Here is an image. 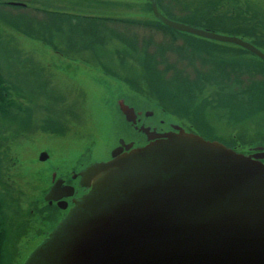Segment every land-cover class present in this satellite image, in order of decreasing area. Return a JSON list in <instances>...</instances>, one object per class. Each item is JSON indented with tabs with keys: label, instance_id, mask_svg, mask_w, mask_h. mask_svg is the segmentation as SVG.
<instances>
[{
	"label": "rangeland",
	"instance_id": "1",
	"mask_svg": "<svg viewBox=\"0 0 264 264\" xmlns=\"http://www.w3.org/2000/svg\"><path fill=\"white\" fill-rule=\"evenodd\" d=\"M8 1L0 0V90L5 93L6 115L12 110L9 116L0 111V264H18L37 243L34 234L39 231L30 225L28 213L40 197L33 186L44 178L29 168L44 164L38 158L43 147L64 146L61 151L71 160L92 159L106 154L115 135L130 131L114 104L116 93L143 92L185 127L194 123L207 138L234 144L238 150L251 143L264 146V64L253 55L244 53L257 60L252 77L229 66L232 73L226 81L213 69L220 66L214 60L222 56L215 52L222 53L225 46L239 48L221 43L217 45L222 49L214 48L207 39L174 34L173 49L160 54L158 45L173 37L157 26L143 27L154 21L147 0H23L24 8L1 5ZM159 2L171 19L258 40L256 45L264 51V37H245L241 31L246 24L230 22L234 13L244 18L254 14L264 21V0ZM182 45L193 54L170 53L183 51ZM167 55V61L177 65L170 72ZM182 65L211 74L199 79L194 73L191 80L174 75ZM158 120L156 113L147 121ZM19 125L30 129L5 132ZM61 130L64 139L53 132Z\"/></svg>",
	"mask_w": 264,
	"mask_h": 264
},
{
	"label": "water",
	"instance_id": "2",
	"mask_svg": "<svg viewBox=\"0 0 264 264\" xmlns=\"http://www.w3.org/2000/svg\"><path fill=\"white\" fill-rule=\"evenodd\" d=\"M150 2L170 28L264 61L251 42L172 20ZM116 108L130 131L115 135L110 159L75 174L85 192L22 264H264V146L238 152L137 95L118 98ZM59 183L47 199L61 196Z\"/></svg>",
	"mask_w": 264,
	"mask_h": 264
},
{
	"label": "flooded vegetation",
	"instance_id": "3",
	"mask_svg": "<svg viewBox=\"0 0 264 264\" xmlns=\"http://www.w3.org/2000/svg\"><path fill=\"white\" fill-rule=\"evenodd\" d=\"M4 94L2 96V99L0 100V111L4 114V116H9L11 115L10 112H12V110L6 115L4 103H3L4 97H5ZM6 112H7V109H6ZM66 125H67V122H66ZM13 129L15 130L12 131L10 128H8L5 132L7 133L20 132L21 130L26 131V130H29L30 128H24L19 125L17 128H13ZM35 129H39V128H35ZM53 132L60 133L61 135L60 138H63V139L65 138L66 133L62 134V130L60 132L59 131H53ZM21 141L22 139H20V141L18 142L16 141V143L20 145ZM63 147L64 146L55 147L54 149L49 148V147H43V150L47 151L49 154L48 159L46 161H42L44 162L43 165L35 164L34 168L32 167L29 168L31 170V173L39 174L40 176L44 178V180L41 179L43 181L41 182L42 184L37 185V187L33 186L34 190L38 189L40 191V197H38L39 199L37 198L39 200L38 205L35 208L31 209L30 213H28L29 218L31 219L30 225H33L32 227L38 229L39 231L38 234H34V235H36L38 238L40 237V239L43 236H45L47 231H49L54 226V224L69 210L70 206L72 205V199L75 196H80L81 194L85 192L84 187L80 185L79 177L75 176V174L77 175V171L74 170L77 168V164L80 163L81 158H78L76 160L74 159L71 160L68 157V154L61 151ZM60 155L63 157H61ZM108 158H109L108 156L105 157V159H108ZM59 179H60V183H59L60 189H58V193L61 194V196L59 198H55L51 200L47 199L46 201L44 199V195L46 191L55 182H59ZM70 185L73 187L72 194H69V192L67 191ZM38 186H40V188H38ZM36 204H37V201H36ZM3 212H4V208L2 205V200H1V195H0V213H2L4 216ZM4 223H6L5 218L3 220V224ZM10 235H11V232L9 233V237Z\"/></svg>",
	"mask_w": 264,
	"mask_h": 264
},
{
	"label": "trees",
	"instance_id": "4",
	"mask_svg": "<svg viewBox=\"0 0 264 264\" xmlns=\"http://www.w3.org/2000/svg\"><path fill=\"white\" fill-rule=\"evenodd\" d=\"M24 2V1H23ZM1 5H3V6H9L8 4H5V3H1ZM15 7H20V6H14V8ZM158 23V22H157ZM161 22H159L157 25L159 26V28L160 29H162L163 31H170L169 32V34H171L172 35V41H169V40H165V41H163L162 43H160L159 45H158V47H159V50H158V52H160V54H165L166 52H167V50H170V49H173L172 47H173V43L175 42L174 40H175V38H174V36L175 35H177V34H179V35H182L181 33H179L178 31H175V30H172V29H170V28H168L167 26H164L162 23L160 24ZM11 24H13V23H11ZM145 26H149L150 28H152L153 27V25L152 24H148V25H145ZM168 33V32H167ZM175 34V35H174ZM188 38H190V37H187V40H188ZM185 40L184 41H187L186 40V37L184 38ZM161 46H163V47H165V49L163 48V47H161ZM183 46V49H181V50H183V51H178V50H176V51H174L176 54H177V56H181L182 54H185V55H192L193 54V51L192 50H189V49H187V47L185 46V45H182ZM211 46L212 47H214V48H221L222 49V47H219L216 43H214V44H212L211 43ZM195 49H200V48H195ZM162 52V53H161ZM174 52H171V53H174ZM222 53H218V52H215L216 54H220V55H222L221 57H219V58H216L215 60H214V63L213 64H215V65H220V66H218L216 69L215 68H213L214 69V71H217V72H220L221 74H222V76L223 77H225L226 78V81L228 80L227 79V76H229L230 75V71H232V70H230V69H228V67L229 66H233V67H237V68H239L240 70H239V74H245V72L247 73V75L248 76H250V77H252L253 75H250L249 73H252L253 71H255V69H254V66H253V64H251V62L249 61V60H247V59H244L243 57H239V54H238V51H234L233 49H228V48H225L224 50H222L221 51ZM168 53V52H167ZM168 56L169 55H167L166 56V68H167V72H170V71H172V69L174 68V66H177L176 65V63L174 62V63H170V62H168L167 61V59H168ZM198 58H200V57H198ZM198 58H193V59H198ZM211 66V65H210ZM159 67V66H158ZM159 68H161V67H159ZM188 69H190L191 70V72H189V70ZM234 71V70H233ZM194 73H197V77H199V79L201 78V77H205V75L206 74H208V73H210L211 74V71H209V70H206V71H199L197 68H193V69H191L190 68V66L188 65L187 67H186V65H182V66H180V69L178 68V70L175 72L174 71V75H177V74H185V77L188 79V80H191V78H192V74L194 75ZM204 81V80H203ZM202 81V82H203ZM200 84H201V81H200ZM199 84V85H200ZM164 107V106H163ZM165 108V107H164ZM166 109V108H165ZM190 105H187L186 106V110H189L190 111ZM167 110V109H166ZM168 111V110H167ZM178 115H180V116H185V114H181V113H178ZM187 116V115H186ZM189 117V116H188ZM193 125L194 126H196V124H194L193 123ZM192 125V126H193ZM193 126V127H194ZM194 128H196V127H194ZM199 133H201L203 136H209L206 132L204 133L203 131L201 132V130H199V129H196ZM207 138V137H206ZM212 139V138H211ZM229 145H231V144H229ZM231 146H233V145H231Z\"/></svg>",
	"mask_w": 264,
	"mask_h": 264
},
{
	"label": "bare ground",
	"instance_id": "5",
	"mask_svg": "<svg viewBox=\"0 0 264 264\" xmlns=\"http://www.w3.org/2000/svg\"><path fill=\"white\" fill-rule=\"evenodd\" d=\"M60 220H61V219H60ZM60 220H59V221H60ZM59 221H58V222H59ZM58 222H57V223H58Z\"/></svg>",
	"mask_w": 264,
	"mask_h": 264
}]
</instances>
